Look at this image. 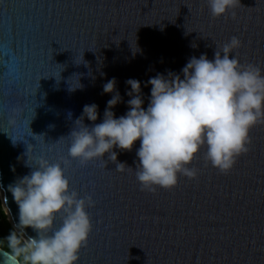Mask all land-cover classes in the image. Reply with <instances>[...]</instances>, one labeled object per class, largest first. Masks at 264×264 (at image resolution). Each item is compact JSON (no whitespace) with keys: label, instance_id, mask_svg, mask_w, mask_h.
Masks as SVG:
<instances>
[{"label":"water","instance_id":"1","mask_svg":"<svg viewBox=\"0 0 264 264\" xmlns=\"http://www.w3.org/2000/svg\"><path fill=\"white\" fill-rule=\"evenodd\" d=\"M240 2L213 17L208 0H0V199L13 226L36 235L18 224L8 186L30 173L28 157L33 168L42 157L62 163L71 190L95 201L77 264H264V123L227 174L206 163L202 148L190 165L197 177L180 175L170 190L141 191L135 171H116L107 154L106 164L68 156L83 107L96 104L102 122L112 78L119 118L128 79L141 82L146 109L151 77L180 74L192 56L213 59L233 36L241 46L232 54L264 69V0ZM139 146L114 148L117 161L135 169ZM0 264L21 263L0 247Z\"/></svg>","mask_w":264,"mask_h":264},{"label":"clouds","instance_id":"2","mask_svg":"<svg viewBox=\"0 0 264 264\" xmlns=\"http://www.w3.org/2000/svg\"><path fill=\"white\" fill-rule=\"evenodd\" d=\"M208 4L211 15L220 17L241 2L208 0ZM240 46L239 38L233 36L216 46L213 59L206 54L192 56L180 74L169 71L151 77L145 84L151 85L146 109L141 82L128 79V111L119 118L111 109L122 97L116 90V79L108 80L103 92L113 95L102 122L95 123L98 106L85 105L67 136L71 139L68 156L85 165L94 159L104 160L107 154L116 171H135L141 191L155 192L157 187L170 190L180 175L196 178L198 169L190 165L202 148H206V163L227 174L249 151L250 130L264 123V69L242 64L232 54ZM85 118L93 124L86 125ZM136 141L140 146L133 169L118 162L113 149L131 151ZM28 160L30 173L9 185L8 191L18 205V224L36 235L22 247L14 235L9 237L14 258L23 254L27 264H77L92 231L87 209L94 207L95 201L90 194L81 197L71 190L62 163L41 157L35 159L37 166L33 168ZM57 217L61 221L58 228Z\"/></svg>","mask_w":264,"mask_h":264},{"label":"trees","instance_id":"3","mask_svg":"<svg viewBox=\"0 0 264 264\" xmlns=\"http://www.w3.org/2000/svg\"><path fill=\"white\" fill-rule=\"evenodd\" d=\"M7 217L8 216L4 213L2 201L0 199V247L14 256L13 250L9 244V237L14 235L16 240L19 241L18 246L22 247L26 245V243L20 237L18 232L12 226L11 221ZM16 258L21 264H27L23 258V254Z\"/></svg>","mask_w":264,"mask_h":264},{"label":"rangeland","instance_id":"4","mask_svg":"<svg viewBox=\"0 0 264 264\" xmlns=\"http://www.w3.org/2000/svg\"><path fill=\"white\" fill-rule=\"evenodd\" d=\"M0 195H2L1 189H0ZM3 209H4V213L8 216L7 218L10 220L9 215H8V212H7V210H6V207L4 206ZM12 226H13V224H12ZM13 227H14L15 230L20 234V237H23V238H22L23 241H24L25 243H27L28 239L23 235V233H22L17 227H15V226H13Z\"/></svg>","mask_w":264,"mask_h":264},{"label":"built area","instance_id":"5","mask_svg":"<svg viewBox=\"0 0 264 264\" xmlns=\"http://www.w3.org/2000/svg\"><path fill=\"white\" fill-rule=\"evenodd\" d=\"M0 197H1V195H0Z\"/></svg>","mask_w":264,"mask_h":264}]
</instances>
